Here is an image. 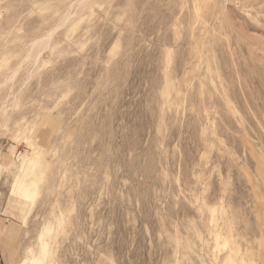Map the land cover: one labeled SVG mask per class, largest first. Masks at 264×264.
Returning a JSON list of instances; mask_svg holds the SVG:
<instances>
[{
	"label": "rangeland",
	"instance_id": "1",
	"mask_svg": "<svg viewBox=\"0 0 264 264\" xmlns=\"http://www.w3.org/2000/svg\"><path fill=\"white\" fill-rule=\"evenodd\" d=\"M42 242L264 264V0H0V264Z\"/></svg>",
	"mask_w": 264,
	"mask_h": 264
},
{
	"label": "bare ground",
	"instance_id": "2",
	"mask_svg": "<svg viewBox=\"0 0 264 264\" xmlns=\"http://www.w3.org/2000/svg\"><path fill=\"white\" fill-rule=\"evenodd\" d=\"M22 63V62H21ZM29 163H35L34 161H30V162H28V164H26V166L25 167H27V166H29ZM46 251H48V249H47V245H46V243H44V242H42L41 244H40V248H39V251H38V254L37 255H34V256H32V260L35 262V263H37V264H40V257L42 256L41 254H43L44 252H46Z\"/></svg>",
	"mask_w": 264,
	"mask_h": 264
},
{
	"label": "crops",
	"instance_id": "3",
	"mask_svg": "<svg viewBox=\"0 0 264 264\" xmlns=\"http://www.w3.org/2000/svg\"><path fill=\"white\" fill-rule=\"evenodd\" d=\"M7 237H9V235Z\"/></svg>",
	"mask_w": 264,
	"mask_h": 264
}]
</instances>
